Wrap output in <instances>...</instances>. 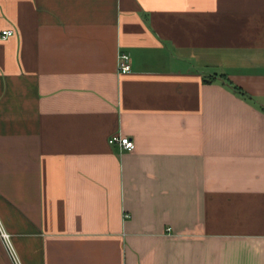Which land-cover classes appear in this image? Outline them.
Returning <instances> with one entry per match:
<instances>
[{"label": "crops", "instance_id": "1", "mask_svg": "<svg viewBox=\"0 0 264 264\" xmlns=\"http://www.w3.org/2000/svg\"><path fill=\"white\" fill-rule=\"evenodd\" d=\"M0 226V264H264V0H0Z\"/></svg>", "mask_w": 264, "mask_h": 264}, {"label": "built area", "instance_id": "2", "mask_svg": "<svg viewBox=\"0 0 264 264\" xmlns=\"http://www.w3.org/2000/svg\"><path fill=\"white\" fill-rule=\"evenodd\" d=\"M14 34V31L12 29L5 30L3 32L4 37H10ZM118 69L121 73H127L132 71V63H131V58L128 54L122 53L119 56V64H118ZM110 143L111 144H119L123 149H128V150H133L135 148V141L133 138L129 136H124V135H113L110 138ZM0 236L4 239L6 242L10 253L16 260L17 255L15 253L13 243L11 240V234H9L7 231H5L1 226H0Z\"/></svg>", "mask_w": 264, "mask_h": 264}, {"label": "trees", "instance_id": "3", "mask_svg": "<svg viewBox=\"0 0 264 264\" xmlns=\"http://www.w3.org/2000/svg\"><path fill=\"white\" fill-rule=\"evenodd\" d=\"M233 89H234V91H236L237 93H239L240 95H244L245 94V92H244V90H242L240 87H238V86H231Z\"/></svg>", "mask_w": 264, "mask_h": 264}]
</instances>
